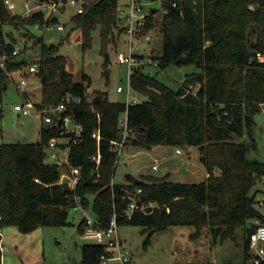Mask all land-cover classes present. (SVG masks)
Returning a JSON list of instances; mask_svg holds the SVG:
<instances>
[{
	"label": "trees",
	"instance_id": "16d2710c",
	"mask_svg": "<svg viewBox=\"0 0 264 264\" xmlns=\"http://www.w3.org/2000/svg\"><path fill=\"white\" fill-rule=\"evenodd\" d=\"M120 0H91L72 21L83 29V45L92 43V31L101 27L105 66L110 60L107 34L116 23ZM163 53L153 56L158 66L195 64L198 71L188 73L178 86H172L142 66L131 74V84L147 96L142 101L113 100L107 92L87 93L91 77L76 81L67 69V58L60 53L64 40L46 42L43 35L26 30V40L39 44L37 55L18 58L13 53L15 39L0 42V53L11 58L0 67V103L13 70L37 63L42 80V97L36 105L69 101L83 122V139L72 146L70 157L81 167V179L74 186L60 181L61 170L49 162L44 153L56 129L43 126L39 139L31 142L0 143V241L7 225L31 231L40 225H64L69 222V208L93 206L95 216L108 223L122 213L135 195L139 207L130 217L119 216V224H141L156 232L171 225H194V236L207 228L213 241L234 237L236 227L244 229L242 261L165 262L162 264H253L250 262V234L262 219L251 189L264 175V160L250 157V143L242 140L253 133L255 112L264 101V0H162ZM255 3L254 8L250 7ZM44 17L41 12L30 16L15 13L0 0V21L26 28ZM104 73L110 76L108 69ZM26 94V92H25ZM128 113L133 144L152 148L156 144H196L207 167L205 180L176 182L150 174H127V181H113L118 158L114 139L121 130L119 119ZM99 128L101 162L96 168L89 156L97 151ZM153 202L154 205H150ZM84 217L79 223L84 227ZM249 220L251 221L248 224ZM1 246V245H0ZM104 244L86 242L82 260L45 264H102ZM40 264V263H34ZM259 264H264V260Z\"/></svg>",
	"mask_w": 264,
	"mask_h": 264
},
{
	"label": "rangeland",
	"instance_id": "374dc122",
	"mask_svg": "<svg viewBox=\"0 0 264 264\" xmlns=\"http://www.w3.org/2000/svg\"><path fill=\"white\" fill-rule=\"evenodd\" d=\"M91 0H78L77 4L67 2L63 10L57 12L59 20L65 28L57 26L41 30L34 25L20 28L9 22L0 21V42L15 39L16 46L21 50L18 58H27L38 54L40 45L32 46V39L26 40L24 32L43 35L46 42L57 43L64 40L60 53L67 58V69L74 74L76 81H84V74L91 77L87 93L91 97L96 91H105L113 100H127L125 92L117 91V85L127 86L129 83V69L125 63L117 61V50L128 52L127 39L129 35L117 24L107 34L111 45L108 46L110 60L105 66V56L101 38V27L98 25L92 31V43L88 47L83 45V29L72 21L78 7ZM122 1V0H120ZM13 12L22 14L25 10L24 0H12L8 5ZM147 8H157L154 26L151 29V41H142L139 44L142 69L155 74L162 81L178 86L187 77L188 73L198 71L195 64H170L161 68L156 64L153 56L163 53L162 20L165 12L162 0H150L144 4ZM255 3L250 7L254 8ZM26 37V38H25ZM27 45L24 49L23 44ZM27 49V50H26ZM1 58V53H0ZM29 64L23 68L13 70L8 81L7 89L2 99L0 113V143L1 142H31L39 139V124H43V114L21 113L15 109V103H24L27 97L34 103L41 101L42 80L37 73H32ZM110 72L109 78L104 73ZM24 75L28 83L25 86L26 94L21 91L17 82ZM132 97L138 101L147 99V96L138 93L132 88ZM255 140L245 135L242 140L250 143L248 155L264 160V111L255 112L253 128ZM67 141L68 138H63ZM257 141V144H255ZM182 151L178 152L177 148ZM154 164L158 167L155 168ZM185 164H187L185 170ZM207 167L201 159V149L196 144H156L146 148L138 144L126 145L117 163L113 181L124 183L127 174L140 176L150 174L159 179H168L176 182H198L207 177ZM256 207L264 215V175L260 176L251 189ZM150 205H154L153 202ZM95 215L92 205L85 207L73 206L69 208V222L64 225H40L31 231H22L16 225H7L3 228V239L0 246V264H34V263H68L82 260V245L89 242L79 229V223L84 214ZM256 222H264L255 219ZM250 220L248 224H250ZM244 229L243 225L236 227L235 236L224 241H213L207 228L200 235L194 236V225H171L170 227L150 232L141 224L122 222L119 224V233L124 248L128 250L133 264H162L165 262H207V261H242L244 259Z\"/></svg>",
	"mask_w": 264,
	"mask_h": 264
},
{
	"label": "built area",
	"instance_id": "2783aa9c",
	"mask_svg": "<svg viewBox=\"0 0 264 264\" xmlns=\"http://www.w3.org/2000/svg\"><path fill=\"white\" fill-rule=\"evenodd\" d=\"M7 5L12 3V0H4ZM150 0H122L117 5L116 22L124 30V34L129 35L127 43L129 45L128 52L124 50H117V61L125 63L129 69V83L127 86L122 84L117 85V91L125 92L127 94V102H135L137 99L132 97L131 74L137 67L142 66L139 51V44L142 41H151L153 33L151 29L154 26L155 12L157 8H147L144 6L145 2ZM67 2L77 4L78 0H24L25 10L22 13L24 16H30L35 12H41L44 20H37L34 26L41 30L53 28L57 26L59 29L65 28V25L60 22L57 12L63 10ZM83 5L78 7V12L83 10ZM165 11H167L165 9ZM27 47L26 43L23 48ZM21 50L15 46L14 54H18ZM11 58L7 52L1 53L0 67H5L6 60ZM158 64V60H156ZM32 73H37L39 66L33 63L29 66ZM28 83L27 78L22 77L17 82L18 88L25 93V86ZM79 97H74L69 101H61L56 104H48L39 108L29 97L24 103L16 102L15 109L19 113H33V108H37V112L43 114V126H50L56 129V133L49 138L48 144L45 147L47 152L46 158L49 162L55 164L61 170L60 181H69L76 186L81 179V167L73 163L70 157V151L73 145L78 144L83 139V122L75 114V110L71 104L79 102ZM260 106L264 111V101H261ZM2 110V103H0V113ZM119 128L121 135L114 139L118 147L117 163L120 161V155L126 145L133 144L132 128L128 122L127 111L121 115L119 119ZM92 136L97 138V151L92 153L89 158L94 163L96 168L101 162L102 152L100 148V141L103 135L100 129L93 131ZM68 138L63 141V138ZM181 152V147L177 148ZM53 155V158H50ZM157 168L158 165L154 164ZM130 197L127 206L122 213H115L108 223H104L102 219L97 216H91L88 213L84 214V227L81 233L89 239V242L104 244L106 251L102 254V264H133L132 259L127 249L124 248L123 240L119 233V216L130 217L133 211L138 208L139 202L135 195L127 190ZM78 206L85 208L78 199ZM2 233V232H1ZM2 240V239H1ZM2 248V243L0 241ZM251 258L250 262L259 264L264 260V222H260L256 229L250 234Z\"/></svg>",
	"mask_w": 264,
	"mask_h": 264
},
{
	"label": "water",
	"instance_id": "95a60500",
	"mask_svg": "<svg viewBox=\"0 0 264 264\" xmlns=\"http://www.w3.org/2000/svg\"><path fill=\"white\" fill-rule=\"evenodd\" d=\"M33 112L36 113L37 112V108L34 107L33 108ZM255 144H257V141H255ZM44 153H45V155L47 154L46 151H44ZM50 158H53V155H50ZM186 166H187V164H185V166H184L185 167V170H187Z\"/></svg>",
	"mask_w": 264,
	"mask_h": 264
},
{
	"label": "crops",
	"instance_id": "0c3cea01",
	"mask_svg": "<svg viewBox=\"0 0 264 264\" xmlns=\"http://www.w3.org/2000/svg\"><path fill=\"white\" fill-rule=\"evenodd\" d=\"M27 50V49H26ZM1 59V58H0ZM20 114V113H19ZM42 127H43V124H39V136H40V131H41V129H42ZM207 175H208V173H207ZM252 220H254V221H257V220H255V219H252ZM259 220V219H258ZM3 231V230H2ZM2 239H3V234H2ZM3 247V246H2Z\"/></svg>",
	"mask_w": 264,
	"mask_h": 264
}]
</instances>
